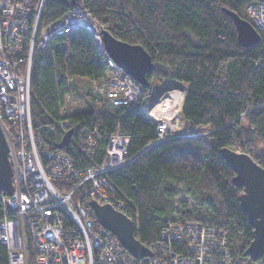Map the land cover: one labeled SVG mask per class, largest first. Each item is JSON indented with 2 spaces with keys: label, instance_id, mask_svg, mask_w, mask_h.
Segmentation results:
<instances>
[{
  "label": "trees",
  "instance_id": "obj_1",
  "mask_svg": "<svg viewBox=\"0 0 264 264\" xmlns=\"http://www.w3.org/2000/svg\"><path fill=\"white\" fill-rule=\"evenodd\" d=\"M252 2L264 4V0L43 2L39 31L69 13L78 14L115 39L145 48L152 59L148 84L142 87L136 82L139 101L114 108L98 104L96 99H102L98 90L111 72L93 35L78 28L52 35L42 50L35 48L29 83L33 128L66 122L65 132H73L61 151L77 169L101 165L109 136L117 132L128 137L127 160L107 171L105 180L115 199L125 204L122 213L135 223L136 239L148 248L160 240L167 224L198 222L226 231L232 264H244L247 258L244 252L253 228L239 206L242 188L233 186L235 175L220 151L248 152L264 168V29L257 30L258 44L241 47L234 22L223 12V8L232 11L253 25L245 11ZM161 82V87L184 90L179 119L196 134L174 133L154 142L157 124L143 113L142 105ZM202 127L208 132L200 134ZM83 128L97 129L91 154L78 142ZM62 134L41 132V137L54 149ZM56 186L61 191L73 188L70 182ZM180 197L185 200L178 201ZM247 261L264 264V255ZM0 264H8L2 243Z\"/></svg>",
  "mask_w": 264,
  "mask_h": 264
},
{
  "label": "built area",
  "instance_id": "obj_2",
  "mask_svg": "<svg viewBox=\"0 0 264 264\" xmlns=\"http://www.w3.org/2000/svg\"><path fill=\"white\" fill-rule=\"evenodd\" d=\"M43 2L0 0V128L12 172V192L8 195L0 189V244L7 250L8 264H29L27 245L32 249L31 264H232L226 231L209 224L169 223L160 240L148 248L150 256L136 259L96 222L92 200L110 204L118 212L125 208L115 199L105 174L127 160L128 137L117 132L109 136L101 165L84 170L77 169L61 150L50 149L41 132L64 133L68 124L32 126L29 83L33 52L35 48L42 50L52 35L85 29L105 54L111 72L98 90L102 99L96 103L125 106L139 101L141 94L136 82L103 50L100 30L87 18L69 13L49 29L39 31ZM245 11L255 29L263 30L264 4L252 2ZM150 94L142 110L157 124L154 142L169 138L173 132L196 134L195 129L186 127L176 131L184 90L157 87ZM96 133V128H83L77 135L87 154L94 151ZM64 182L72 183L73 188L59 190L56 183Z\"/></svg>",
  "mask_w": 264,
  "mask_h": 264
},
{
  "label": "water",
  "instance_id": "obj_3",
  "mask_svg": "<svg viewBox=\"0 0 264 264\" xmlns=\"http://www.w3.org/2000/svg\"><path fill=\"white\" fill-rule=\"evenodd\" d=\"M223 12L234 22L237 43L241 47H252L260 42V34L251 23L232 11L223 8ZM100 34L103 50L109 58L132 81L145 87L148 84L146 75L154 71L152 59L145 48L115 39L104 29L100 31ZM72 132L71 129L64 132L55 148L62 150L68 146ZM220 154L235 175L232 179L233 186L242 188L239 195V206L253 228L252 240L245 249L244 256L255 262L264 255V168L245 153L225 148L220 151ZM11 173L7 144L0 128V189L8 195L12 192ZM90 205L96 222L114 235L130 256L136 259L150 256L148 247L140 244L133 234L135 223L124 213L118 212L110 204H100L95 200L90 201Z\"/></svg>",
  "mask_w": 264,
  "mask_h": 264
},
{
  "label": "rangeland",
  "instance_id": "obj_4",
  "mask_svg": "<svg viewBox=\"0 0 264 264\" xmlns=\"http://www.w3.org/2000/svg\"><path fill=\"white\" fill-rule=\"evenodd\" d=\"M246 15H247V13H246ZM256 30H258V29H256ZM101 31V30H100ZM100 39H101V34H100ZM183 86H185V84L184 83H181ZM158 86L157 87H161L162 85H164V83L163 82H161V83H159V84H157ZM86 86L88 87V86H90V85H87L86 84ZM156 87H154V89H155ZM151 95V94H150ZM149 95V96H150ZM178 123H179V125H178V127H177V130L176 131H179V130H181L182 128H184V127H186V126H188L183 120H181V119H179V117H178ZM246 126V124L245 123H243L242 124V127H245ZM201 129V133L200 134H203V133H207L208 132V128L207 127H205V128H200ZM191 131V130H190ZM175 132H173L172 134H174ZM233 151V150H232ZM234 152H239V153H245V154H248V155H250L248 152H241V151H239V150H236V151H234ZM251 157V156H250ZM252 158V157H251ZM253 160V159H252ZM179 200L178 201H182V200H185L184 198H178ZM187 203H188V205H189V207H193L194 206V202L192 201V200H188L187 201ZM189 223V222H188ZM197 224H199V225H203L202 223H198V222H196ZM192 224H194V223H192ZM205 240V239H204ZM30 248V247H29ZM27 250H29L28 249V245H27ZM27 263H29V264H31L34 260L33 259H31L30 260V258H29V252L27 253ZM244 262V264H249V262L247 261V258H245L244 260H243ZM252 264V263H251Z\"/></svg>",
  "mask_w": 264,
  "mask_h": 264
}]
</instances>
